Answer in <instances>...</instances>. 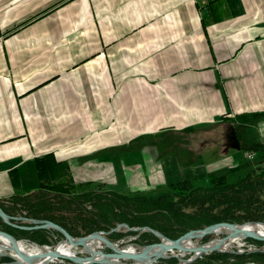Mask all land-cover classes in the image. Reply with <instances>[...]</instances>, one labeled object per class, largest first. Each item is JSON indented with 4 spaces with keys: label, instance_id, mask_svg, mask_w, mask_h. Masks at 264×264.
<instances>
[{
    "label": "crops",
    "instance_id": "crops-1",
    "mask_svg": "<svg viewBox=\"0 0 264 264\" xmlns=\"http://www.w3.org/2000/svg\"><path fill=\"white\" fill-rule=\"evenodd\" d=\"M261 167L264 0H0L1 206Z\"/></svg>",
    "mask_w": 264,
    "mask_h": 264
},
{
    "label": "trees",
    "instance_id": "trees-1",
    "mask_svg": "<svg viewBox=\"0 0 264 264\" xmlns=\"http://www.w3.org/2000/svg\"><path fill=\"white\" fill-rule=\"evenodd\" d=\"M36 166L39 173L47 168L46 164H43V158ZM168 189L169 191L150 197L92 190L74 195L73 187L56 183L44 185L37 193L25 197H12L10 201L15 205L20 204L19 207H24L20 212H25L34 219L52 210L74 214L71 221L49 215L41 217L59 225L74 237L86 236L104 230L105 226L114 227L120 223L132 228L148 226L174 239L187 231L220 222H264V167L251 171L234 183H227L224 177H218L212 179L205 187H196L192 181L185 180L170 185ZM85 204L90 205L94 211H87ZM0 207L6 211L1 205ZM48 232L36 230L23 234L44 236L48 235ZM54 234L61 236L57 232ZM118 235L114 233L111 238ZM139 239L143 244L157 240L149 233L140 235ZM249 241L256 245L261 244L254 240ZM44 243L48 244L47 241ZM212 256L214 260L207 264H264V253Z\"/></svg>",
    "mask_w": 264,
    "mask_h": 264
},
{
    "label": "water",
    "instance_id": "water-1",
    "mask_svg": "<svg viewBox=\"0 0 264 264\" xmlns=\"http://www.w3.org/2000/svg\"><path fill=\"white\" fill-rule=\"evenodd\" d=\"M226 149L238 150L239 143L236 133L232 126L229 127L225 135ZM0 219L9 226L26 230H53L60 233L63 239L56 243V246L51 250H46V247H41L42 252L27 254L20 251L18 241L10 234L0 231V240H5L10 244V248L0 244V249L14 252L18 257L11 254H0L12 260V264H50L54 260H65L71 264H156L158 261L175 258L177 264H192L208 253H224L234 254L236 252L228 251L226 246L235 240L252 239L264 243V232H259L257 228L264 227L263 222H245L237 223H216L206 226L202 229L190 230L177 239H169L161 233L148 228H129L125 224H119L117 228L123 227L127 231L149 232L157 239V243L140 246L137 249H131L127 246L117 247L115 243L106 238V233L93 232L84 237H72L59 225L47 220H35L27 218H16L6 214L0 207ZM11 221H24L29 224V227H19L11 223ZM117 228L109 229V233L116 232ZM264 230V229H262ZM214 235L222 237L220 239H212L208 242L191 245L194 240ZM98 243L107 248L110 252L105 253L96 249L93 246ZM65 246L80 252V255L75 253L65 254L57 249V247ZM251 253H264V246L260 249L249 251ZM185 253L191 254L189 259H183L181 256ZM127 260L129 263H123Z\"/></svg>",
    "mask_w": 264,
    "mask_h": 264
},
{
    "label": "rangeland",
    "instance_id": "rangeland-1",
    "mask_svg": "<svg viewBox=\"0 0 264 264\" xmlns=\"http://www.w3.org/2000/svg\"><path fill=\"white\" fill-rule=\"evenodd\" d=\"M219 130H220V128H217L215 131L217 132ZM242 163H245L246 165H252V162H242ZM261 168H263V167H261ZM247 174H248V169H247V172H245V170L243 168H241V170H236V171L232 172V174L228 175V177H227L228 183H234L237 180L245 177ZM193 184L196 187H205L198 180H195L193 182ZM91 190L92 191H99V192H110V191H101V190H97V189L94 190V189H91V188H77V189H74L72 193L74 195H80L82 193H85V192L91 191ZM167 190L169 191V189H167ZM163 191H164L163 189H159V192H163ZM128 196H130V195H128ZM23 197H25V196H23ZM262 200H264V196L262 197ZM2 206H3V209L6 210L5 211L6 214H8L9 216L16 217V218L22 217V218H27V219H34L32 216L26 215L25 212H20L21 209H24V207H19V206H21L20 204L19 205L13 204L10 201V199L8 200V202L6 204H3ZM58 206L60 207V205H58ZM85 207L87 208V211H94L93 208H91L90 205H88V204H85ZM187 211H190V210H187ZM44 215L53 216L55 218L63 217V218L69 219L68 221H71L72 218L74 217V214L68 213L67 211H56V210H52L50 212L46 211V212L38 215L39 218L38 219L35 218V220H46V219H42L41 218ZM47 221H49V220H47ZM247 222H261V221H247ZM11 223L14 224V225H16V226H19V227H29L30 226L29 224H27L24 221H11ZM226 223H229V222H226ZM243 223H245V222H243ZM120 224H125V223H120ZM237 224H242V223H237ZM118 225L119 224H117L114 227H107V226H105V229L104 230L95 231V232H103V233H106V235H105L106 238L109 241L115 243L117 247L127 246L128 248H131V249H137V245L145 246V245H149V244H153V243H157L158 242V239L154 235H152L151 233H149L147 231H145V232H140V231H135V232L127 231L123 227L117 228ZM125 225L128 226L127 224H125ZM143 227H148V226H143ZM143 227H135L134 229L143 228ZM204 227H206V226H204ZM204 227H202V228H204ZM111 228H117L116 229V232L109 233V229H111ZM129 228H132V227H129ZM148 228H150V227H148ZM202 228H200V229H202ZM193 230H196V229H193ZM0 231L6 232L8 234H10L9 232H11L13 235H11V234L10 235L13 236L15 238V240H17L20 243H22L26 248H31V247H39V248L46 247V248L53 249L56 246V243L59 242V241H61L63 239V236L60 233L59 234L61 236H57L56 234H54L56 231H53V230H45V231H49V232H48V235H44V236L43 235H37V236L26 235V234H23V233H31L32 231H26V230H22V229H18V228H15V227L6 225V224H4L1 221V219H0ZM33 231H36V230H33ZM114 233H118L119 235L117 237L111 238V235L114 234ZM144 233L151 234L157 240L155 242H152V243H149V244H143V242L140 241L139 236L142 235V234H144ZM72 237H74V236H72ZM80 237H84V236H80ZM221 237H222L221 235H219V236L208 235V236L202 238L201 240H194L193 243L198 245V244H201V243L208 242V241H210L212 239H220ZM177 238H174V239H177ZM250 240H252V239H250ZM45 241H47L48 244H45L44 243ZM236 242H238V243H236ZM257 242H259V241H257ZM259 243H261V244L260 245L253 244V242L249 241L248 238L247 239L235 240L234 242H231L230 243V245L227 248V250L228 251L236 252V253L231 254V255H242L243 253L253 254V253H251L249 251H252V250H255V249H260V248H262L264 246V243H262V242H259ZM93 246L96 247V249L99 250V251H102V252H105V253L110 252L107 248L103 247L102 245H100L98 243H94ZM71 252L72 253H75L76 255H80V252L76 251L74 247L71 248ZM0 254H11V251L4 250V249H0ZM212 254H230V253H228V252H224V253H215V252L208 253V254L203 255L200 259H198L196 261L197 263L196 262H194V263L195 264H207L210 260H214ZM181 257L183 259H189L191 257V254L185 253ZM11 262H12V260L10 258H8L6 256H0V264H12ZM122 262L123 263H129V261H127V260H124ZM230 262H232V260ZM194 263H192V264H194ZM50 264H71V263H69L68 261H65V260H61V261L60 260H54ZM156 264H177V260L175 258H171V259H166V260L158 261ZM242 264H254V263H252V262H244Z\"/></svg>",
    "mask_w": 264,
    "mask_h": 264
},
{
    "label": "bare ground",
    "instance_id": "bare-ground-1",
    "mask_svg": "<svg viewBox=\"0 0 264 264\" xmlns=\"http://www.w3.org/2000/svg\"><path fill=\"white\" fill-rule=\"evenodd\" d=\"M258 229V231L259 232H264V230H262V229H264V227L263 226H260L259 228H257ZM19 242V241H18ZM236 243H238V242H236ZM0 244H2L3 246H6V247H11L10 246V244L7 242V241H5V240H0ZM192 246L193 245H196V244H194L193 242H192V244H191ZM229 245L230 244H228L227 246H226V248H228L229 247ZM237 245V244H236ZM236 247V246H235ZM238 247V246H237ZM18 248H19V250L20 251H23V252H25V253H27V254H34V253H39V252H42V249L41 248H39V247H31V248H26L22 243H18ZM46 250H51L50 248H45ZM57 249L59 250V251H61V252H63V253H65V254H69V253H72L71 252V248H69V247H65V246H60V247H57ZM11 255L12 256H14V257H18V255H16L14 252H12L11 251ZM61 261V260H60Z\"/></svg>",
    "mask_w": 264,
    "mask_h": 264
}]
</instances>
